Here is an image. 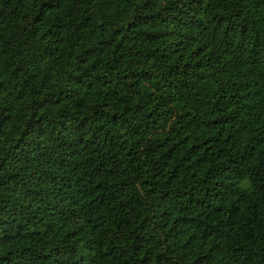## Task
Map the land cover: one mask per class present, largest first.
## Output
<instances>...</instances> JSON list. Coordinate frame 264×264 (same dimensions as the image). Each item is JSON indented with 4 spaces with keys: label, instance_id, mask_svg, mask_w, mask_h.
Segmentation results:
<instances>
[{
    "label": "trees",
    "instance_id": "1",
    "mask_svg": "<svg viewBox=\"0 0 264 264\" xmlns=\"http://www.w3.org/2000/svg\"><path fill=\"white\" fill-rule=\"evenodd\" d=\"M0 264H264V0H0Z\"/></svg>",
    "mask_w": 264,
    "mask_h": 264
},
{
    "label": "clouds",
    "instance_id": "2",
    "mask_svg": "<svg viewBox=\"0 0 264 264\" xmlns=\"http://www.w3.org/2000/svg\"><path fill=\"white\" fill-rule=\"evenodd\" d=\"M253 188V184L250 178L245 177L244 181L241 182L240 190L242 191H248Z\"/></svg>",
    "mask_w": 264,
    "mask_h": 264
}]
</instances>
